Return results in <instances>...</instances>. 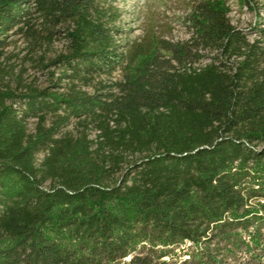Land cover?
I'll list each match as a JSON object with an SVG mask.
<instances>
[{
    "label": "trees",
    "instance_id": "1",
    "mask_svg": "<svg viewBox=\"0 0 264 264\" xmlns=\"http://www.w3.org/2000/svg\"><path fill=\"white\" fill-rule=\"evenodd\" d=\"M113 1L0 0V54L35 20L68 40L62 91L0 90V264H264V50L211 0L186 41L121 50Z\"/></svg>",
    "mask_w": 264,
    "mask_h": 264
},
{
    "label": "rangeland",
    "instance_id": "2",
    "mask_svg": "<svg viewBox=\"0 0 264 264\" xmlns=\"http://www.w3.org/2000/svg\"><path fill=\"white\" fill-rule=\"evenodd\" d=\"M200 0H114L112 7L115 20L111 25L120 30L117 41L121 50L129 49L134 43L156 42L160 39L181 43L189 39L192 31L190 15L193 6ZM221 5L227 13L231 23L240 29L251 43H258L264 50V0H211ZM63 27L57 26L56 30ZM36 33L31 34L24 26V30L13 28L9 32L6 44L0 54V90H24L27 85L33 84L39 88H50L62 91L66 80L58 81L63 77V68L56 59L58 55L67 53L68 40L62 30L47 39V31L42 20H35ZM147 44V43H146ZM205 55L213 53L205 51ZM149 54L142 55L135 62L124 61L121 69L112 76L96 77L90 85L80 83L83 89L89 92L117 91L116 83L124 81L127 75L134 74L142 67ZM127 66H130L126 68ZM126 68V69H125ZM127 70V71H126ZM63 86H50L52 83ZM35 118L27 122L30 133H36ZM47 125H51V118ZM62 132L71 131L77 137L85 133L90 141H95L98 132L91 125L84 129L74 120ZM44 153L38 155V161ZM188 245V244H187ZM186 250V249H185ZM173 256L165 257V259ZM174 257L184 259V250L176 249ZM130 257L125 260L128 261ZM121 264H124L122 261Z\"/></svg>",
    "mask_w": 264,
    "mask_h": 264
}]
</instances>
